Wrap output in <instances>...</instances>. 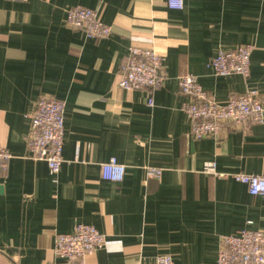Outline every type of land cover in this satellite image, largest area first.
I'll return each mask as SVG.
<instances>
[{"label": "crops", "instance_id": "crops-1", "mask_svg": "<svg viewBox=\"0 0 264 264\" xmlns=\"http://www.w3.org/2000/svg\"><path fill=\"white\" fill-rule=\"evenodd\" d=\"M0 0V264H67L55 236L93 225L107 243L85 264H216L220 238L264 229V196L233 173L264 172V124H223L193 139L178 81L194 76L217 102L254 89L264 104V0ZM75 5L111 27L89 38L67 26ZM131 45L163 56L162 84L149 94L118 85ZM251 45L249 73L218 75L220 50ZM41 97L64 101L63 162L57 173L31 158L30 116ZM151 98L152 105L148 101ZM123 164L121 181L100 166ZM226 176L205 172L206 163ZM161 171L147 178L146 168Z\"/></svg>", "mask_w": 264, "mask_h": 264}, {"label": "built area", "instance_id": "built-area-1", "mask_svg": "<svg viewBox=\"0 0 264 264\" xmlns=\"http://www.w3.org/2000/svg\"><path fill=\"white\" fill-rule=\"evenodd\" d=\"M26 1V0H14ZM170 8L181 9L183 0H167ZM65 22L68 27L81 30L89 38H105L111 27L101 20L96 10L80 5L66 10ZM126 60L119 71V87L126 90L145 89L151 94L159 87L164 77L161 74L163 56L152 47L131 45ZM251 45H239L233 49L220 50L210 61L218 75L249 73ZM181 95L185 97L182 109L190 119L188 135L193 139L216 137L223 124L244 126L264 124V104L257 91L251 89L244 94L231 95L219 103L211 97L192 75H184L179 81ZM152 105L151 98L148 101ZM64 101L54 97H41L33 107L27 147L30 156L47 163L50 173L59 172L63 162ZM11 157L8 149L0 143V169L5 170ZM205 172L217 177L226 174L215 170L213 162L206 163ZM161 171L146 168L147 178L159 177ZM101 177L110 181H121L125 167L115 157L100 166ZM235 181L246 186L253 196H264V172L262 174L233 173ZM216 264H264V229H241L235 234L222 235ZM107 243L103 233L93 225L77 223L70 233L55 236L53 251L65 258L67 264H85V257ZM154 264H172L168 254L158 255Z\"/></svg>", "mask_w": 264, "mask_h": 264}]
</instances>
